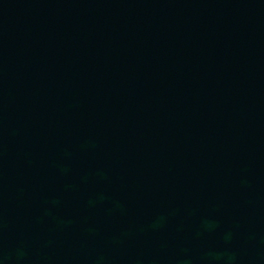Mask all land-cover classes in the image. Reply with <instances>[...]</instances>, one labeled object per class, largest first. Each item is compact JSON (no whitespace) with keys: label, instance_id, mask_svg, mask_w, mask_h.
Instances as JSON below:
<instances>
[{"label":"water","instance_id":"water-1","mask_svg":"<svg viewBox=\"0 0 264 264\" xmlns=\"http://www.w3.org/2000/svg\"><path fill=\"white\" fill-rule=\"evenodd\" d=\"M0 264H264V0H0Z\"/></svg>","mask_w":264,"mask_h":264}]
</instances>
